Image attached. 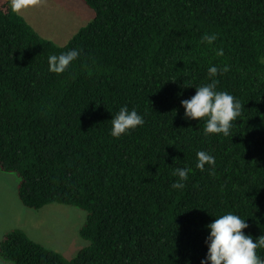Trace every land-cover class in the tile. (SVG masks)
Wrapping results in <instances>:
<instances>
[{
	"label": "trees",
	"instance_id": "1",
	"mask_svg": "<svg viewBox=\"0 0 264 264\" xmlns=\"http://www.w3.org/2000/svg\"><path fill=\"white\" fill-rule=\"evenodd\" d=\"M84 1L94 19L58 45L0 0V170L18 177L28 208L85 210L88 241L68 259L14 228L0 240L1 258L200 264L205 226L228 212L246 220V235H264V0ZM72 49L79 56L68 69L49 72L48 57ZM213 65L216 90L241 104L228 136L204 135V119H185L181 106L211 82ZM122 106L144 124L115 138ZM198 151L214 166L197 168ZM178 168L190 171L174 189Z\"/></svg>",
	"mask_w": 264,
	"mask_h": 264
},
{
	"label": "clouds",
	"instance_id": "2",
	"mask_svg": "<svg viewBox=\"0 0 264 264\" xmlns=\"http://www.w3.org/2000/svg\"><path fill=\"white\" fill-rule=\"evenodd\" d=\"M35 2L36 0H9V8L12 13H19ZM201 39L211 44L216 36L205 34ZM216 54L222 55V50L217 51ZM78 56L79 51L76 49L59 55H50L47 60L49 72L63 73ZM219 71L222 74L227 72L228 68L225 66ZM217 73V66L208 68L210 79ZM216 84L217 81L211 79L210 83L195 87V94L189 99L181 100V106L184 108L185 119L199 121L204 119V135L228 136L232 122L241 115V104L231 94L217 91ZM143 124V117L135 109L129 110L127 106H122L111 119L110 134L118 138ZM196 156L197 168L204 170L206 164L210 168L214 166L215 158L205 151H198ZM189 171L188 168L175 169L173 174L178 180L172 184V188H183V182L187 180ZM247 227L245 219L231 212L215 217L205 226L209 233L204 241L207 252L200 260V264H264V259L257 255V249L264 248V235L253 239L251 235H246L242 231Z\"/></svg>",
	"mask_w": 264,
	"mask_h": 264
},
{
	"label": "rangeland",
	"instance_id": "3",
	"mask_svg": "<svg viewBox=\"0 0 264 264\" xmlns=\"http://www.w3.org/2000/svg\"><path fill=\"white\" fill-rule=\"evenodd\" d=\"M44 38L65 45L95 17L84 0H36L19 12ZM86 211L52 203L35 210L24 206L18 195V177L0 170V240L9 230L24 229L42 245L72 259L88 244L80 235ZM0 264H12L0 256Z\"/></svg>",
	"mask_w": 264,
	"mask_h": 264
}]
</instances>
